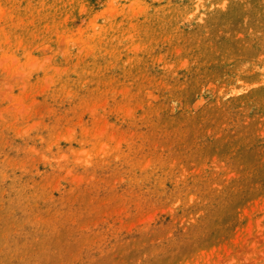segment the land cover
<instances>
[{"label":"rangeland","instance_id":"rangeland-1","mask_svg":"<svg viewBox=\"0 0 264 264\" xmlns=\"http://www.w3.org/2000/svg\"><path fill=\"white\" fill-rule=\"evenodd\" d=\"M0 264H264V0H0Z\"/></svg>","mask_w":264,"mask_h":264}]
</instances>
